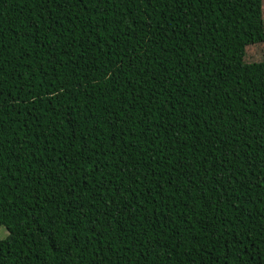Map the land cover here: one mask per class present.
<instances>
[{"label": "trees", "instance_id": "16d2710c", "mask_svg": "<svg viewBox=\"0 0 264 264\" xmlns=\"http://www.w3.org/2000/svg\"><path fill=\"white\" fill-rule=\"evenodd\" d=\"M263 5L0 0V264H264Z\"/></svg>", "mask_w": 264, "mask_h": 264}, {"label": "rangeland", "instance_id": "374dc122", "mask_svg": "<svg viewBox=\"0 0 264 264\" xmlns=\"http://www.w3.org/2000/svg\"><path fill=\"white\" fill-rule=\"evenodd\" d=\"M263 20H264V5H263ZM247 63H258L264 61V44L255 45L247 49ZM238 171V170H237ZM9 233L6 228L0 227V241L6 240Z\"/></svg>", "mask_w": 264, "mask_h": 264}]
</instances>
